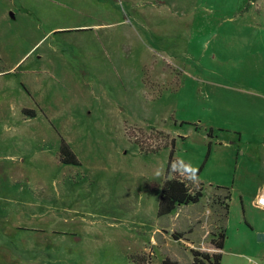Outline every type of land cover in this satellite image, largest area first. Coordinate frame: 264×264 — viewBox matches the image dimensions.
I'll return each mask as SVG.
<instances>
[{
    "label": "rangeland",
    "instance_id": "obj_1",
    "mask_svg": "<svg viewBox=\"0 0 264 264\" xmlns=\"http://www.w3.org/2000/svg\"><path fill=\"white\" fill-rule=\"evenodd\" d=\"M263 143L264 0H0V264H264Z\"/></svg>",
    "mask_w": 264,
    "mask_h": 264
},
{
    "label": "trees",
    "instance_id": "obj_2",
    "mask_svg": "<svg viewBox=\"0 0 264 264\" xmlns=\"http://www.w3.org/2000/svg\"><path fill=\"white\" fill-rule=\"evenodd\" d=\"M60 161L63 164L76 165L78 160L73 151L67 144L62 143L60 149ZM178 166L177 161L173 157V153L170 154L167 162V168L165 173V179L161 187V194L158 202V217L165 218L175 213L180 207L188 206L190 204H196L203 197V188L200 186L197 190H193L186 180H182L177 177L175 167ZM219 190H224L226 196L223 201V217L226 218L229 212V203L231 201V192L228 188L219 187ZM219 202V200H218ZM211 240V246L215 250L214 253L201 252L192 250V264H220L222 258V250L224 248V241L226 238L225 230L222 229ZM178 240V239H176ZM139 264H145L144 257L139 258ZM161 264H179L170 258L164 259Z\"/></svg>",
    "mask_w": 264,
    "mask_h": 264
},
{
    "label": "crops",
    "instance_id": "obj_3",
    "mask_svg": "<svg viewBox=\"0 0 264 264\" xmlns=\"http://www.w3.org/2000/svg\"><path fill=\"white\" fill-rule=\"evenodd\" d=\"M75 28H77V27H75ZM59 160H60V158H59ZM256 160L259 161L258 164H259V166H260V168H261V171H260V173L258 174V175H259V179H256V180H257V181H256V185H255V188H253V191H252V200L249 202V206H250L251 208L255 209V210H258L259 212H264V210H262V209L256 207L255 204H254L255 198H256L260 193L264 192V143L262 144V153H261V155L258 157V159H256ZM252 177H254V176L252 175ZM241 203H242L243 208H246V205L244 204V200H243V198H241ZM183 207L186 208L187 206H183ZM181 208H182V207H180V208L176 211V213H178V212L181 210ZM244 221H245L246 223H248V222H247L248 219H247V217L245 216V211H244ZM222 229H223V228H222ZM257 233H259V234H263V235H264V228H263L262 230H258ZM210 244H211V242H210Z\"/></svg>",
    "mask_w": 264,
    "mask_h": 264
},
{
    "label": "built area",
    "instance_id": "obj_4",
    "mask_svg": "<svg viewBox=\"0 0 264 264\" xmlns=\"http://www.w3.org/2000/svg\"><path fill=\"white\" fill-rule=\"evenodd\" d=\"M256 207L264 210V192L260 193L254 201Z\"/></svg>",
    "mask_w": 264,
    "mask_h": 264
},
{
    "label": "flooded vegetation",
    "instance_id": "obj_5",
    "mask_svg": "<svg viewBox=\"0 0 264 264\" xmlns=\"http://www.w3.org/2000/svg\"><path fill=\"white\" fill-rule=\"evenodd\" d=\"M79 32V31H88V30H85V29H77V28H75V29H73V28H71V29H64V30H62V32L63 33H68V32Z\"/></svg>",
    "mask_w": 264,
    "mask_h": 264
}]
</instances>
